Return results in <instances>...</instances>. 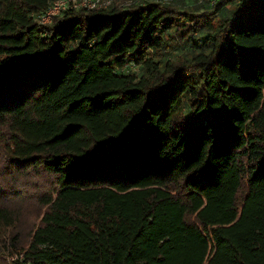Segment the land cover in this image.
<instances>
[{
    "label": "trees",
    "instance_id": "trees-1",
    "mask_svg": "<svg viewBox=\"0 0 264 264\" xmlns=\"http://www.w3.org/2000/svg\"><path fill=\"white\" fill-rule=\"evenodd\" d=\"M51 1L0 0V264H264V0Z\"/></svg>",
    "mask_w": 264,
    "mask_h": 264
},
{
    "label": "rangeland",
    "instance_id": "rangeland-1",
    "mask_svg": "<svg viewBox=\"0 0 264 264\" xmlns=\"http://www.w3.org/2000/svg\"><path fill=\"white\" fill-rule=\"evenodd\" d=\"M114 2L118 0H113ZM123 2H127L128 0H122ZM134 2H142L143 0H132ZM174 2H178L181 5H196L199 7L208 6L210 7V3L208 4L207 0H173ZM113 2V3H114ZM222 11H226L224 7ZM185 46L178 49V52L184 51ZM137 67V66H136ZM135 67V68H136ZM10 163L6 159L5 156L0 155V183L3 184L5 180V184L13 185V188H10L6 195L12 194L17 197V203H21V207L19 209V226L23 233H27L30 225L36 219L38 213V207L36 204L37 194L36 191L39 187L44 185L43 179L44 177L37 173L36 170H28L23 171L22 173H17L15 170L9 169ZM6 229L3 226L0 227L1 234L6 233Z\"/></svg>",
    "mask_w": 264,
    "mask_h": 264
},
{
    "label": "built area",
    "instance_id": "built-area-1",
    "mask_svg": "<svg viewBox=\"0 0 264 264\" xmlns=\"http://www.w3.org/2000/svg\"><path fill=\"white\" fill-rule=\"evenodd\" d=\"M160 1H173V0H160ZM113 0H52L49 6L39 13V19L41 22H49L52 20L54 15L62 13L68 8H78V7H107L113 4ZM134 2L128 0L126 3L129 4ZM215 3L216 0H211Z\"/></svg>",
    "mask_w": 264,
    "mask_h": 264
}]
</instances>
